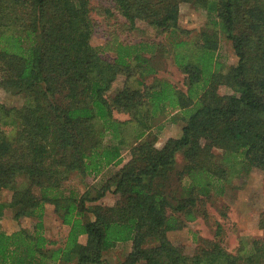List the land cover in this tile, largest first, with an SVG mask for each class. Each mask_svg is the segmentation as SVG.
Returning a JSON list of instances; mask_svg holds the SVG:
<instances>
[{"label":"trees","instance_id":"1","mask_svg":"<svg viewBox=\"0 0 264 264\" xmlns=\"http://www.w3.org/2000/svg\"><path fill=\"white\" fill-rule=\"evenodd\" d=\"M182 3L207 12L197 33L181 25ZM101 17L110 57L92 42ZM141 21L154 38L121 37ZM222 35L235 64L219 59ZM165 54L186 89L148 82ZM0 89L25 97L0 102V193L12 191L0 218L10 206L16 220H35L0 226V264H264V236L230 249L218 219L193 252L169 237L201 216L212 221V190L231 169L264 171V0H0ZM170 112L182 114V134L158 146L153 122ZM111 171L82 193L69 184ZM109 191L116 202L101 203ZM48 204L69 228L62 242L45 232ZM129 240L112 262L109 252Z\"/></svg>","mask_w":264,"mask_h":264},{"label":"rangeland","instance_id":"2","mask_svg":"<svg viewBox=\"0 0 264 264\" xmlns=\"http://www.w3.org/2000/svg\"><path fill=\"white\" fill-rule=\"evenodd\" d=\"M97 3L102 2L105 5L109 4V0H95ZM101 22L97 27V32L93 36L92 42L94 45L99 46L101 50L107 55L112 56L113 53L107 48L106 43L112 33V28L106 23L103 17L100 18ZM208 22V14L205 10L197 9L190 3H182L180 11V23L184 28H188L193 32L200 31ZM155 33L148 29L144 22L139 23V28L122 33L121 37L128 41H137L142 38H154ZM165 38V37H162ZM222 43L218 51L219 59L225 64H235L238 60L235 55L232 44L225 36H221ZM160 58V59H159ZM156 60L158 72L156 75L148 79L149 83L156 82L157 79H168L186 89L185 74L180 70L175 61L168 57H159ZM124 77L119 79V86L123 85ZM221 93H232L230 87L222 86ZM0 102L9 106H22L25 102V97L21 94H14L4 89H0ZM117 117L126 119L129 118L127 113H116ZM185 120L181 113L170 112L168 114L158 117L153 122V131L158 133L159 138L157 145L162 146L170 137H179L182 134V128ZM133 128L129 129L128 136L133 134ZM131 133V134H130ZM216 154L220 157L223 150L215 149ZM125 161L131 157L130 149L124 150ZM124 161V162H125ZM179 164L184 163L182 156L179 157ZM116 169H114L115 171ZM108 172L98 177H89L83 179L80 176H74L69 184L79 192H84L88 187L101 186L112 173ZM219 187H214L212 192L215 194L214 199L209 203L212 221H209L202 216L197 220L191 221L182 229L173 230L169 232V237L180 243L185 244L188 252H193L198 244V237H213L215 234V221L220 220L226 227L225 243L230 248L235 250L243 241H251L253 238L264 236V230L259 228L258 220L261 211L264 210V171L256 167H238L231 169L230 174L222 181H216ZM219 188V189H218ZM95 188H92L94 191ZM12 191L4 189L0 193V203L10 202ZM118 195L109 191L100 202L103 204H114ZM91 203V202H89ZM92 217V216H91ZM215 217V218H214ZM35 220L31 217H24L16 220L14 217V209L10 206L4 208V213L0 218V226L8 231L13 232L20 229L22 226L33 228ZM45 232L52 240L62 242L65 239L67 226H63L58 217L54 206L48 204L45 217ZM83 240H87L84 237ZM127 253L125 245L116 247L109 252L111 261H117L124 258ZM58 264V263H57Z\"/></svg>","mask_w":264,"mask_h":264},{"label":"crops","instance_id":"3","mask_svg":"<svg viewBox=\"0 0 264 264\" xmlns=\"http://www.w3.org/2000/svg\"><path fill=\"white\" fill-rule=\"evenodd\" d=\"M65 227H66V226H65ZM68 229H69V228L66 229L67 232H66L65 236H66L67 233H68ZM84 237H87V235H83V236H81V238H80L81 242H83V243H85V240H83ZM86 241H87V240H86ZM122 245H125V246H126V248H127V253H129L130 250H131V248H132V241L129 240V241H125V242H119V243L115 246V248H116V247H120V246H122ZM127 253H126V254H127ZM121 259H123V258H121ZM121 259H118L117 261H119V260H121ZM58 264H63V263H60V262H59ZM70 264H74V263H70Z\"/></svg>","mask_w":264,"mask_h":264}]
</instances>
